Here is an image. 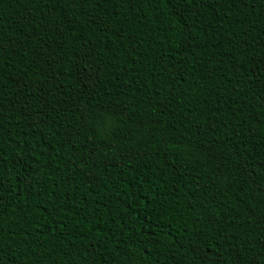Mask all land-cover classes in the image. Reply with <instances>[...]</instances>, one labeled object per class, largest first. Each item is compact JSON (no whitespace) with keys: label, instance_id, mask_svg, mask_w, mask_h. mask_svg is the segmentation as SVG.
<instances>
[{"label":"trees","instance_id":"obj_1","mask_svg":"<svg viewBox=\"0 0 264 264\" xmlns=\"http://www.w3.org/2000/svg\"><path fill=\"white\" fill-rule=\"evenodd\" d=\"M0 264H264V0H0Z\"/></svg>","mask_w":264,"mask_h":264}]
</instances>
